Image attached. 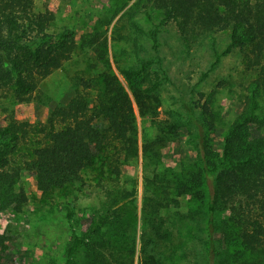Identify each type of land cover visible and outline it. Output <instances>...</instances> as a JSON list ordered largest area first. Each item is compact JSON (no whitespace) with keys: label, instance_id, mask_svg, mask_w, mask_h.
I'll use <instances>...</instances> for the list:
<instances>
[{"label":"rangeland","instance_id":"rangeland-1","mask_svg":"<svg viewBox=\"0 0 264 264\" xmlns=\"http://www.w3.org/2000/svg\"><path fill=\"white\" fill-rule=\"evenodd\" d=\"M35 8L53 13L50 33L73 32L75 49L29 100L19 101L13 88L0 90V125L17 120L35 127L51 108L66 103L78 78L97 79L109 71L132 100L135 132L130 142L113 141L95 154L78 180L45 192L24 163L41 137L31 132L17 145L4 147L9 166L21 172L15 189L26 196L20 211L9 207L0 212L10 264H59L72 232L83 233L92 223L101 227L90 237L86 260L98 255L105 264H140L142 249L152 237L163 264H207L201 244L208 233L205 202L177 189L199 165V138L184 104L193 100V110L201 115L199 105L208 102L214 126L208 138L219 151L218 135L248 109L256 86V72L245 69L244 53H223L229 44L227 31L183 37L173 23L160 24L161 13L149 0H35ZM215 51L222 55L211 68ZM139 58L151 60L152 74L161 75L159 89L146 98L144 109L136 105L120 72L135 67ZM85 90L95 98L96 89ZM256 97L261 105L264 87ZM257 112L262 116L264 109ZM155 217L164 222L169 240L156 241L150 226Z\"/></svg>","mask_w":264,"mask_h":264},{"label":"trees","instance_id":"trees-1","mask_svg":"<svg viewBox=\"0 0 264 264\" xmlns=\"http://www.w3.org/2000/svg\"><path fill=\"white\" fill-rule=\"evenodd\" d=\"M149 1L161 13L160 24L173 23L183 37L192 32H229L223 53L239 49L244 53L245 69L256 72L249 107L224 135H218L219 151L208 138L214 132L208 102L199 105L201 115L193 110V100L185 102L187 118L199 138V165L177 189L205 202L208 233L201 244L207 264H264V114L257 112L264 109V101L260 105L256 97L258 88L264 87V0ZM53 18L49 10H36L35 0H0V90L13 88L19 101L29 100L40 83L72 57L73 32L50 33ZM156 31L150 33L154 48ZM215 53L211 68L222 55ZM151 65V60L139 58L135 67L120 71L142 109L161 83V75L152 74ZM75 86L66 103L51 108L35 127L17 120L0 125V212L9 207L20 211L26 202L24 191L15 189L21 172L9 166L4 147L17 145L31 132L41 138L24 163L35 173L37 188L43 192L78 180L86 164L111 142H130L135 132L133 104L117 77L105 71L97 79L78 78ZM90 88L97 90L95 98L88 97L85 89ZM145 150L151 151L150 144ZM113 171L119 174L118 167ZM155 218L150 226L156 241L169 240L164 222ZM100 227L92 223L83 233L73 231L59 264H105L98 255L85 259L90 237ZM216 232L221 236L215 238ZM7 244L8 237L0 234V264L12 260ZM157 247L149 238L140 264H163Z\"/></svg>","mask_w":264,"mask_h":264}]
</instances>
